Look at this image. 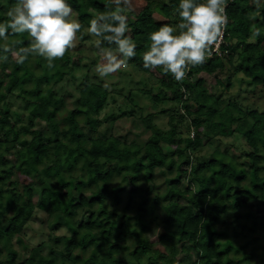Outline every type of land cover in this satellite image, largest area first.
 I'll list each match as a JSON object with an SVG mask.
<instances>
[{
    "label": "trees",
    "instance_id": "1",
    "mask_svg": "<svg viewBox=\"0 0 264 264\" xmlns=\"http://www.w3.org/2000/svg\"><path fill=\"white\" fill-rule=\"evenodd\" d=\"M14 3L0 0V22ZM68 3L84 30L75 53L54 68L39 56L23 64L11 54L4 60L0 50V264H251L255 257L264 264V0L259 9L253 0H228L218 51L183 82L142 60L149 33L180 22L179 0H133L127 16L137 54L128 65L155 79L156 92L125 68L110 76L126 75V91L85 74L82 84L65 88L70 71L96 63L81 60L95 46L89 21L114 7L110 0ZM29 40L9 30L0 45L19 49ZM234 82L240 87L232 93ZM65 94L73 107L61 114ZM141 94L150 100L146 109L173 106L144 113L135 98ZM12 97L20 107L13 108ZM119 118L141 128V142L91 134ZM233 135L245 143L238 154L232 143L220 147ZM36 210L45 214L46 239L32 244L22 234Z\"/></svg>",
    "mask_w": 264,
    "mask_h": 264
},
{
    "label": "clouds",
    "instance_id": "2",
    "mask_svg": "<svg viewBox=\"0 0 264 264\" xmlns=\"http://www.w3.org/2000/svg\"><path fill=\"white\" fill-rule=\"evenodd\" d=\"M114 7L101 12L89 21L87 33L95 38L101 60L95 66L96 74L106 78L128 66L136 56L137 43L130 35L127 12L133 0H110ZM256 8L261 0H253ZM228 0H179L178 24H162L149 33L151 41L142 55L143 66L161 68L175 81L183 82L192 67L203 65L218 51L229 23ZM8 20L0 22V39L7 41L9 30L13 35L30 38L29 45L16 49L7 43L0 45L16 63L23 64L28 57L39 56L47 61L49 69L54 61L77 46L79 33L84 30L68 0H15L7 12ZM261 29L252 26V36L259 37ZM107 42L115 47H102Z\"/></svg>",
    "mask_w": 264,
    "mask_h": 264
},
{
    "label": "rangeland",
    "instance_id": "3",
    "mask_svg": "<svg viewBox=\"0 0 264 264\" xmlns=\"http://www.w3.org/2000/svg\"><path fill=\"white\" fill-rule=\"evenodd\" d=\"M13 5V4H12ZM11 5V6H12ZM11 8V7H10ZM9 8V9H10ZM159 18V17H157ZM75 49H72V52L75 53L74 51ZM86 50V51H85ZM78 56V55H76ZM96 58V63L95 64H91L90 61L91 59ZM81 60L83 63H87V64H91V65H84L82 64V66H79V68H75L73 71H70L67 75L68 80H64L63 83L65 85V88L67 86V82L69 84H75V85H80L83 83V75L85 74L89 80L92 81H97L99 82L101 85H103L104 87H107L109 90L111 89H116L115 85L118 88H120L121 85H124L125 88L121 87L122 89H124V91H126L127 86L132 85L131 83H129L130 81L127 79V76L125 75V77L123 78V80L119 79L120 76L118 74L113 75V76H108L106 78H101L96 74L95 71V66L97 63L100 62L101 60V56L99 54V50L96 48V46L90 47V49H84L82 51L81 54ZM86 69H89L88 72ZM125 72L126 74L131 73L132 74V81L134 80H139V86L144 85V88H148V86L150 84L154 85L153 86V92L158 91V87L155 84L156 80L153 78H149L148 80V74L142 73V72H136L135 68L133 65H128L125 68ZM136 72V73H135ZM147 84V85H145ZM68 87H70V85H68ZM239 84L237 82H234L233 85L230 88V91L232 93H235L236 91H238L239 89ZM169 93V92H168ZM65 103L64 105H62L60 107V113L64 114L65 113V109L67 108H71L73 107V96H70L68 94H65ZM136 98V103L139 105H143L145 103H150V100L148 99V96H143L141 95H137L135 96ZM9 100L13 103L14 107L13 108H18L19 106V102L18 100H16L15 98H9ZM172 107L173 104L170 101H165L164 103L159 104L157 107L150 108L148 107L146 109V107L144 106V110L143 112L145 113L147 110L153 109V110H157L159 108L162 107ZM105 111V110H104ZM104 111L101 112V116H103ZM59 116V115H58ZM188 120V119H187ZM186 120V121H187ZM156 122L159 123L160 120L159 118H156ZM35 128H39L42 130V134H46L49 132L48 127L44 124V122H40V121H36L35 124ZM164 128H167L166 125H164ZM141 128L136 129L134 126H132V121L129 118H119L117 120H108L105 121L102 126H100L99 130L97 132H92V135L95 136H106L108 135L110 132L113 133L114 135L118 136L121 140L124 141H130L132 139H137V141L139 140V142H141L142 139L138 138L135 136L136 130H140ZM185 129V127H183V130ZM144 136V135H143ZM223 144L220 145L221 149H224L225 144L229 143V144H234L235 148H231L230 151L231 153L234 154H238L241 151V146H244V140L242 137L239 136L236 137V135L230 136V137H224L222 138ZM227 147V146H226ZM225 147V148H226ZM207 151L206 147L204 150H202V152L200 153H205ZM156 185H158V188H163L164 184H163V176H158L155 179ZM161 185V186H160ZM33 190L35 192L34 195V201L37 202V189L36 187H33ZM42 231H46V227H45V214L42 211L36 210L35 213L32 216V219L30 220V222L28 223V225L25 227L24 229V233L22 234L23 237L28 240L30 243L32 244H37L40 240L42 239H46V234L45 232ZM154 231H156L155 227H153V229L151 231H149L147 234L154 236ZM63 232V229H60L57 233H61ZM14 242V247L18 248L19 245L16 244V242L14 241V239L12 240ZM249 250V249H247ZM259 251V249L257 250ZM21 259L25 258V254L24 252L21 253ZM251 264H259V261L257 259V257H255L253 259V262H251Z\"/></svg>",
    "mask_w": 264,
    "mask_h": 264
}]
</instances>
